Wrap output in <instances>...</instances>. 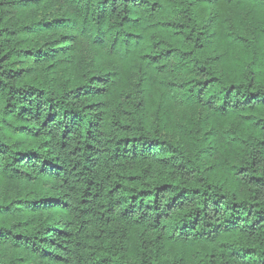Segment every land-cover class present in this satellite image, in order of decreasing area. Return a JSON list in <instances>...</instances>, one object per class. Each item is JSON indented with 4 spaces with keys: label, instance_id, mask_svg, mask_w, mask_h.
I'll return each instance as SVG.
<instances>
[{
    "label": "trees",
    "instance_id": "1",
    "mask_svg": "<svg viewBox=\"0 0 264 264\" xmlns=\"http://www.w3.org/2000/svg\"><path fill=\"white\" fill-rule=\"evenodd\" d=\"M0 264H264V0H0Z\"/></svg>",
    "mask_w": 264,
    "mask_h": 264
}]
</instances>
